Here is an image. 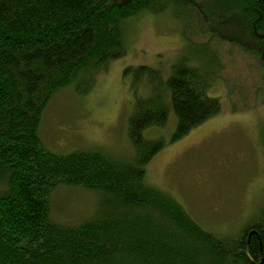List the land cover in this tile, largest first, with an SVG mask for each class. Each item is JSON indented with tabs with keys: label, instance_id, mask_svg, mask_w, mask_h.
I'll list each match as a JSON object with an SVG mask.
<instances>
[{
	"label": "trees",
	"instance_id": "trees-1",
	"mask_svg": "<svg viewBox=\"0 0 264 264\" xmlns=\"http://www.w3.org/2000/svg\"><path fill=\"white\" fill-rule=\"evenodd\" d=\"M226 4L237 15L231 29L255 40L241 50L261 57L263 86L264 0ZM163 12L180 21L184 40L215 31L192 0H0V264H264V202L236 234L219 235L144 175L163 145L144 130L164 126L172 112L177 141L220 112L201 70L180 61L167 78L145 66L123 69L134 97L128 157L101 148L56 154L42 141L54 96L87 94L125 54L127 21ZM63 186L94 195L89 218H52L51 195Z\"/></svg>",
	"mask_w": 264,
	"mask_h": 264
},
{
	"label": "rangeland",
	"instance_id": "rangeland-1",
	"mask_svg": "<svg viewBox=\"0 0 264 264\" xmlns=\"http://www.w3.org/2000/svg\"><path fill=\"white\" fill-rule=\"evenodd\" d=\"M192 1L216 27L214 32L200 36L195 31L184 40L180 21L170 12L128 20L125 54L97 74L87 94L58 92L44 111L39 132L56 154L101 148L128 157L132 149L127 125L134 97L123 69L145 66L167 78L180 61L201 70L211 78L206 93L220 101V112L177 141H171L176 126L172 112L164 126L144 130L145 140L163 141L144 175L180 202L202 228L233 235L257 216L264 202L261 57L241 50L253 49L255 40L231 29L237 15L228 0ZM94 205L89 192L57 187L51 195V216L76 224L90 217Z\"/></svg>",
	"mask_w": 264,
	"mask_h": 264
}]
</instances>
